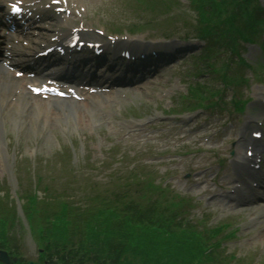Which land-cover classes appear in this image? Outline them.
Here are the masks:
<instances>
[{
	"label": "rangeland",
	"instance_id": "obj_1",
	"mask_svg": "<svg viewBox=\"0 0 264 264\" xmlns=\"http://www.w3.org/2000/svg\"><path fill=\"white\" fill-rule=\"evenodd\" d=\"M83 1L88 24L108 31H134L137 41L190 42V53L165 64L161 74L137 89L113 91L111 98H101L92 108L86 109L85 103L50 124L31 111L1 112L6 120L0 126V248L18 263L42 264L61 250L54 253L45 240L53 236L62 218L79 221L84 228L94 214L126 200L131 203L125 209L133 214L132 224L156 218L171 228L184 223L196 227L200 221L221 227L228 236L236 231L238 237L224 245L225 255L238 258V264H264V201L239 205L237 194L230 193L237 175L229 169L232 158L244 155L243 140L250 136L251 126L256 127V122L246 124L247 117L258 114L264 105L260 66L264 51L246 44L240 56H233L232 48L246 30L255 36L264 34V25L256 22L254 31L247 23L257 20L258 9L264 13V0H169L170 7L165 0ZM47 16L56 21V16ZM199 23L210 42L217 45L212 35L223 34L224 44L217 40L221 46L208 47L204 39L192 38ZM167 33L173 35H162ZM213 92L225 102L220 108L190 110L188 98ZM236 99L250 100L244 112L234 108ZM13 115L26 121L15 124ZM177 119L186 120L182 129L173 126ZM190 127L198 133L184 129ZM206 127L208 131L199 133ZM130 149L127 158L124 154ZM242 177L245 174L237 179ZM128 184L142 186L137 194L145 199L140 204L132 196L129 200L132 189L124 192ZM86 207L93 215L83 214ZM93 230L100 235L95 239L98 253L119 259L116 237L107 246L105 228ZM215 258L222 260L223 254Z\"/></svg>",
	"mask_w": 264,
	"mask_h": 264
},
{
	"label": "trees",
	"instance_id": "obj_2",
	"mask_svg": "<svg viewBox=\"0 0 264 264\" xmlns=\"http://www.w3.org/2000/svg\"><path fill=\"white\" fill-rule=\"evenodd\" d=\"M136 189L142 191V188H138V186ZM109 210H111L109 215L96 214L101 217L98 226L101 229L105 228L102 231L107 236V246L110 244V239L116 237L119 259L112 261L98 253L97 248L100 244L97 245L95 239L100 235L95 234L94 226H91L95 221L92 220L86 223L88 226L84 228L85 237L81 241L69 244L68 247L65 245L63 248L64 250L67 248L66 254L68 250H72L76 255H79L80 257L76 258L79 264H221V261L224 262L222 264H225L230 260L222 258L219 261L215 258L216 253L220 254L222 246L216 242L213 233L202 234L192 226H182L181 224L171 228L169 225H163L161 220L156 218H153L152 222L140 219L139 222H143L140 225H137V222L132 224L129 218L133 217V214L129 213V209L113 203ZM123 218L127 219L124 224L116 223ZM68 223L71 222H66L65 218L62 219L56 227L55 233L48 240L56 242L58 239H62L67 232ZM148 224H150L149 227ZM73 225L79 229L76 223ZM109 229L111 230L110 234L107 233L110 231ZM101 235L103 237V234ZM60 258L65 261V256Z\"/></svg>",
	"mask_w": 264,
	"mask_h": 264
},
{
	"label": "bare ground",
	"instance_id": "obj_3",
	"mask_svg": "<svg viewBox=\"0 0 264 264\" xmlns=\"http://www.w3.org/2000/svg\"><path fill=\"white\" fill-rule=\"evenodd\" d=\"M68 30L70 29L69 27L67 28ZM19 36H17L15 39H18ZM2 55H5L4 61L0 65V111L4 109L8 105H12L11 100L16 101V105L19 107L21 112L25 111H32L39 116L45 117L47 123L49 124V121L52 120L51 117H62V115L68 116L72 110H76L78 106H80V102H78L75 99L71 98H56L55 100L50 99H43L41 97H38L37 95H33L32 92H29L26 88L28 85H36L38 81H40V77L36 78H26L21 80L20 78L17 77L16 73L11 71L9 66H16L15 61H13L9 56H13V51L10 47L8 48H3L1 50ZM20 67V66H19ZM20 71V70H18ZM100 95V97H99ZM101 95H109L108 93H95L89 95L90 99H96L100 101ZM108 98H111V96H108ZM11 101V102H10ZM15 103V102H14ZM80 108V107H79ZM19 112V114H22ZM14 116V115H13ZM49 117V118H47ZM20 120H25L23 118H19L15 116V119L13 118V121L15 124L19 123ZM5 119L3 117H0V126L1 128L4 126ZM252 143L251 139L248 138V141H246L245 144H250ZM254 145V144H252ZM256 151H260L262 149V145L255 143ZM243 161L249 164L250 159L244 156ZM239 168H243L244 166L246 167L245 163L238 164L237 165ZM249 167V165L246 167V169ZM241 197V195H239Z\"/></svg>",
	"mask_w": 264,
	"mask_h": 264
},
{
	"label": "snow or ice",
	"instance_id": "obj_4",
	"mask_svg": "<svg viewBox=\"0 0 264 264\" xmlns=\"http://www.w3.org/2000/svg\"><path fill=\"white\" fill-rule=\"evenodd\" d=\"M11 10H12V11H19L20 9H19L18 5L14 3V4L11 6ZM37 91H39V89H37Z\"/></svg>",
	"mask_w": 264,
	"mask_h": 264
}]
</instances>
